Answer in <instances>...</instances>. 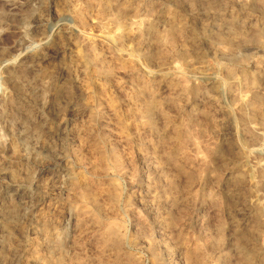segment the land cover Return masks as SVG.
Listing matches in <instances>:
<instances>
[{"label": "rangeland", "instance_id": "obj_1", "mask_svg": "<svg viewBox=\"0 0 264 264\" xmlns=\"http://www.w3.org/2000/svg\"><path fill=\"white\" fill-rule=\"evenodd\" d=\"M255 131L264 0H0V264H264Z\"/></svg>", "mask_w": 264, "mask_h": 264}, {"label": "bare ground", "instance_id": "obj_2", "mask_svg": "<svg viewBox=\"0 0 264 264\" xmlns=\"http://www.w3.org/2000/svg\"><path fill=\"white\" fill-rule=\"evenodd\" d=\"M131 25L137 26L136 21L134 19H131L130 21ZM122 38L120 35H117L116 40H121ZM126 54L128 56L137 57V49H131L126 51ZM12 72L9 73V80H13V76L11 75ZM147 116L149 119L152 117V110H147ZM254 138L257 141V144L253 148V154L255 156L256 161H254L255 166L257 169L264 170V131H255ZM258 158V159H257ZM254 159V160H255Z\"/></svg>", "mask_w": 264, "mask_h": 264}]
</instances>
